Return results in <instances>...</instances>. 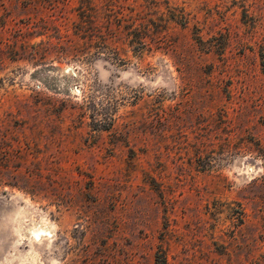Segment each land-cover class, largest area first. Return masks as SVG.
Returning <instances> with one entry per match:
<instances>
[{"label":"rangeland","instance_id":"1","mask_svg":"<svg viewBox=\"0 0 264 264\" xmlns=\"http://www.w3.org/2000/svg\"><path fill=\"white\" fill-rule=\"evenodd\" d=\"M0 264H264V0H0Z\"/></svg>","mask_w":264,"mask_h":264}]
</instances>
